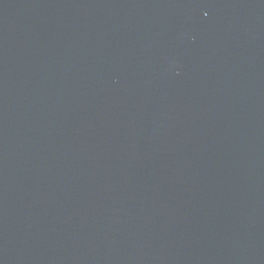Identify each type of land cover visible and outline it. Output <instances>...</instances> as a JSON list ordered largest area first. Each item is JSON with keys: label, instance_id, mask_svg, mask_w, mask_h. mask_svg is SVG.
<instances>
[{"label": "water", "instance_id": "obj_1", "mask_svg": "<svg viewBox=\"0 0 264 264\" xmlns=\"http://www.w3.org/2000/svg\"><path fill=\"white\" fill-rule=\"evenodd\" d=\"M0 264H264V0H0Z\"/></svg>", "mask_w": 264, "mask_h": 264}]
</instances>
